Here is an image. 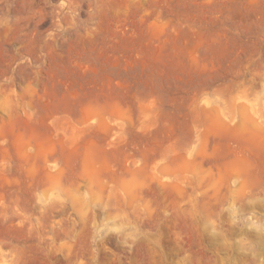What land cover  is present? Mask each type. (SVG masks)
Here are the masks:
<instances>
[{"label": "rangeland", "instance_id": "1", "mask_svg": "<svg viewBox=\"0 0 264 264\" xmlns=\"http://www.w3.org/2000/svg\"><path fill=\"white\" fill-rule=\"evenodd\" d=\"M0 264H264V0H0Z\"/></svg>", "mask_w": 264, "mask_h": 264}]
</instances>
